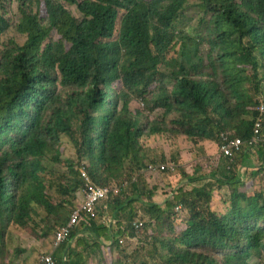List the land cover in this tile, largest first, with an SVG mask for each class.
<instances>
[{
	"label": "trees",
	"instance_id": "trees-1",
	"mask_svg": "<svg viewBox=\"0 0 264 264\" xmlns=\"http://www.w3.org/2000/svg\"><path fill=\"white\" fill-rule=\"evenodd\" d=\"M191 14L198 28L185 24ZM262 106L264 0H0V264L26 256L14 245L25 236L52 253L83 201V165L119 193L82 217L77 231L95 242L72 246L73 234L54 264L58 252V264H134L140 252L141 264H264V190L239 179L244 149L232 164L220 153L252 136ZM159 138L200 159L164 205L141 177L178 172V158L152 147ZM122 238L142 244L126 263L113 261Z\"/></svg>",
	"mask_w": 264,
	"mask_h": 264
},
{
	"label": "rangeland",
	"instance_id": "rangeland-1",
	"mask_svg": "<svg viewBox=\"0 0 264 264\" xmlns=\"http://www.w3.org/2000/svg\"><path fill=\"white\" fill-rule=\"evenodd\" d=\"M15 14H17V7L16 5L13 7ZM69 9L72 11L75 17L81 18L80 13L76 9L75 6L69 7ZM9 13V12H8ZM14 13H9V17L12 23H15L17 16ZM189 20H186L185 24L187 26H192L193 28H198V20L199 18L196 16V14H191L188 17ZM11 27H14L11 25ZM12 35V34H11ZM137 108H140V103L138 100H135L131 105V110H136ZM152 147L154 149H161L166 157V160L168 162L173 163V158L179 159V165L178 166V172L175 174H160L157 172H149L143 174L141 177L145 182V186L154 193L155 201L159 202L164 205L166 200H170L168 197V193L172 191L175 188V192H177L178 189L181 187H184V181L181 179V171L185 172L187 175L192 176L194 174V166L197 164L198 161H200L199 158H197V154L194 151L193 147L189 145H185L183 141H172L168 140L166 138H159L152 142ZM179 147V149H177ZM209 159H214L218 157V150L214 147L209 148ZM231 169V168H230ZM214 170V168L212 169ZM211 171L207 170L204 171L201 176L204 178V182L198 183L197 186L205 185L210 183V180H212L210 174ZM209 172V173H208ZM138 179V178H137ZM219 179H215L217 181ZM119 188V187H117ZM193 188L192 186L189 187L188 190ZM186 189V188H185ZM225 191L216 192L215 193V210L217 212H223L225 210V207L223 206V201L225 200ZM145 200V199H143ZM165 201V202H164ZM80 203V202H79ZM79 203L75 206V209L78 207ZM140 205H137L136 208H139ZM73 209V211L75 210ZM71 212V215L73 213ZM139 211L142 213L141 209ZM124 241V253L123 254H114L113 261H122L126 263L128 260V256H132L136 254L139 251V248L142 247V244L137 240H128V242L125 241V239H121ZM72 242H76L75 239ZM14 245L16 247L20 246L22 248H25V254L26 256H20L18 260L15 262V264H37L38 260L43 256L46 255L44 250L48 248L43 241L37 242L36 240L25 236L21 240H16ZM69 245V244H67ZM52 246V245H51ZM51 248V247H50ZM50 254V253H48ZM146 256L145 252H140L139 256L138 254L136 257H134L133 261L134 264H141V260ZM97 259L94 260L93 264H96L97 260H101L99 256L96 257Z\"/></svg>",
	"mask_w": 264,
	"mask_h": 264
},
{
	"label": "built area",
	"instance_id": "built-area-1",
	"mask_svg": "<svg viewBox=\"0 0 264 264\" xmlns=\"http://www.w3.org/2000/svg\"><path fill=\"white\" fill-rule=\"evenodd\" d=\"M264 106L261 107V114L256 119L252 136L247 141H242L240 139L231 140V142H227L223 144L220 148V153L223 155L225 159L232 164L234 156L236 153H239L243 147L247 148H258L259 146H264ZM164 167L153 168L149 167L148 172H157V170L161 171ZM166 169L169 172H174L176 167L174 165L169 164ZM81 179L84 184V192L82 194L83 201L82 203L73 211L72 215L69 218V223L66 227L59 230L56 233L55 239L53 242L52 253L48 255H43L37 264H54L52 256L53 254L63 245L66 244L69 240L71 241V236L78 229L82 217H90L91 219H96V211L97 208L101 207L103 204L108 203L110 197L114 194L119 193L118 188H103L95 185L87 173L86 166L83 165L81 170ZM137 178L133 179V182H136ZM126 186L128 183L125 184ZM172 196V195H171ZM106 209V208H105ZM182 210V207H178L176 212ZM132 227L135 231H138L143 228L142 222H135L132 224ZM120 245H124V241H119Z\"/></svg>",
	"mask_w": 264,
	"mask_h": 264
},
{
	"label": "crops",
	"instance_id": "crops-1",
	"mask_svg": "<svg viewBox=\"0 0 264 264\" xmlns=\"http://www.w3.org/2000/svg\"><path fill=\"white\" fill-rule=\"evenodd\" d=\"M244 160L239 161L238 166V175L240 176V180L242 182H245L247 186H249L252 183H255V188H261L264 190V148H259L256 150H252L250 152H245L243 156ZM254 187L249 188L250 191L254 189ZM83 198V197H82ZM155 203L156 202L154 199ZM115 224L112 226V231H110L112 234H115L116 232ZM75 241L86 239L90 243H94L95 238L91 236L88 233H79V231H75L74 233ZM94 239V240H93ZM75 242H72V246ZM61 252H58L57 255V261L56 264H58V261L62 259ZM65 262V258L62 259ZM95 260V259H94Z\"/></svg>",
	"mask_w": 264,
	"mask_h": 264
},
{
	"label": "clouds",
	"instance_id": "clouds-1",
	"mask_svg": "<svg viewBox=\"0 0 264 264\" xmlns=\"http://www.w3.org/2000/svg\"><path fill=\"white\" fill-rule=\"evenodd\" d=\"M255 121H256V120H255ZM263 121H264V114H263ZM254 124H255V123H254ZM250 138H251V137H250ZM250 138H249V139H250ZM249 139H248V140H249ZM246 141H247V140H246ZM259 148H264V146H259L258 148H247V147H243L242 149H244V151L247 153V152H250V151H252V150L259 149ZM242 149H241V150H242ZM236 154H237V153H236ZM236 154H235V155H236ZM224 159H225V158H224ZM234 159H235V156H234ZM234 159H233V163H234ZM169 164H171V163H169ZM169 164H168V165H169ZM168 165H167V166H168ZM171 165H174V164H171ZM174 166H175V165H174ZM153 168H159V167H153ZM148 169H149V168H148ZM229 169H230V168H228V170H229ZM145 173H149L148 170L143 171V172H142V175L145 174ZM157 173H160V171L157 170ZM170 173H171V172H170ZM239 179H240V178H239ZM115 188H116V187H115ZM115 188H114V189H115ZM116 195H117V194H116ZM174 195H175V194H174ZM174 195L170 196L169 199H172V198L174 197ZM112 224H113V222H112ZM112 224H111V226H109V230H110V227H112ZM120 240H121V239H120ZM65 262H66V261H65Z\"/></svg>",
	"mask_w": 264,
	"mask_h": 264
}]
</instances>
